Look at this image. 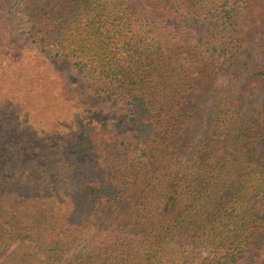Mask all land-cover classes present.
<instances>
[{
    "label": "trees",
    "instance_id": "trees-1",
    "mask_svg": "<svg viewBox=\"0 0 264 264\" xmlns=\"http://www.w3.org/2000/svg\"><path fill=\"white\" fill-rule=\"evenodd\" d=\"M18 1L31 43L74 60L95 94L115 88L125 113L57 119L54 79L8 62L0 38V264H264V97L245 110L264 63L239 56L264 0ZM110 218L129 229L85 246Z\"/></svg>",
    "mask_w": 264,
    "mask_h": 264
},
{
    "label": "rangeland",
    "instance_id": "rangeland-1",
    "mask_svg": "<svg viewBox=\"0 0 264 264\" xmlns=\"http://www.w3.org/2000/svg\"><path fill=\"white\" fill-rule=\"evenodd\" d=\"M0 4H2V8H0V38L6 41L7 48L5 54L8 58L7 61L13 62L14 59H22L24 63H26L27 60H32L34 61V71L44 70L48 73L50 79H54L55 85H53V94H60L61 92V100H64V103L58 106L55 112L57 119H67L70 123L73 119L78 117L80 112V117L83 116L84 108L94 109L99 111V113L102 111V118H108L110 121L112 119L111 117H118V115L125 113V106L120 103L119 91L115 88H110L106 93L95 94L94 89L101 88L102 86L100 83L89 78L84 71L75 67L74 60L59 57L52 48L41 51L39 45L31 43L29 31L32 28V24L28 13L24 12L19 7L18 0H0ZM263 35L264 19H262L252 31V39L245 45V48L240 52L239 56L258 63H264V50L261 49ZM8 62L6 63L8 64ZM40 62H44V65L40 66ZM13 66L20 65L13 64L12 67ZM5 68H7V66ZM24 70L31 73L27 69ZM227 79L228 76L219 77L214 81L215 85H220ZM234 82L238 84V80H234ZM51 96L52 94L50 97ZM263 97L264 90L257 95L247 94L245 105L246 112L252 113L260 109ZM76 107H78L79 110H77ZM73 111H75V114H73ZM17 134L31 137L33 136V130L25 128L24 130L22 129L21 132H17ZM67 134L68 132H66L65 135ZM130 143L131 141L127 138L123 139L122 143L116 142L110 144L109 149L111 155L108 167L111 168L124 159L125 151ZM128 206L129 204L127 202H120L116 208L113 206V209H115L113 214L116 215L121 209H127ZM129 226L130 225L124 222L113 221V218L107 219L104 222L99 221L97 224L89 227L86 236H83V239L86 238L87 241H89L85 246L89 245V247H93L96 245L98 242L96 238L94 239V235H101L102 238L104 234H106L107 228L125 231L129 229ZM101 231H103V234H100ZM16 244H18V241L10 246V250L14 249ZM10 250L8 251L9 254L11 252ZM87 252V250L83 252V255H86Z\"/></svg>",
    "mask_w": 264,
    "mask_h": 264
}]
</instances>
